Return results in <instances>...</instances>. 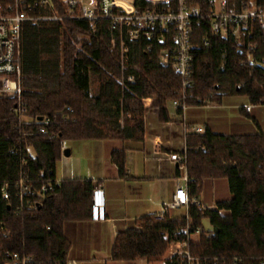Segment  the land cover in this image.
Masks as SVG:
<instances>
[{"label": "trees", "instance_id": "16d2710c", "mask_svg": "<svg viewBox=\"0 0 264 264\" xmlns=\"http://www.w3.org/2000/svg\"><path fill=\"white\" fill-rule=\"evenodd\" d=\"M196 1L208 11L204 0ZM252 1L264 9V0L229 3L248 8ZM51 3L61 19L27 22L23 28L22 97L27 103V120L48 114L57 116L54 123L47 133H40L37 124L21 123L14 113L17 97H0V187L9 184L12 193L22 171L35 186L56 179L63 140L125 138L130 134L141 142L146 132L144 100L158 99L160 117L168 121L169 107L180 98L182 79L161 62L162 47L155 41L131 43L132 59L123 71L108 22L70 19L60 0ZM251 31L249 41L257 45L255 64L236 52L231 35H214L208 19L194 30L200 47L195 51L194 87L186 100L189 106H203L205 101L235 94L247 96L252 104L264 103V34L258 23ZM204 37L210 41L207 46L202 44ZM129 75L134 76L132 81L127 80ZM186 142L190 196L200 199L202 182L211 178H227L232 195L205 211L190 205L192 230L202 229L199 241L190 246L192 254L201 264H235L236 259L239 264H261L264 133L225 135L207 129L204 134H188ZM112 157L125 176L126 150H116ZM95 186L88 179L65 180L57 194L37 209L24 206L19 210L16 201L5 200L0 191V224L8 232L5 236L0 231V264H9L7 253L32 256L35 264H66L69 243L65 224L94 217ZM206 218L213 227L211 232L203 227ZM187 223L185 214L144 215L135 226L117 234L112 259L162 262L173 239L185 238L181 231Z\"/></svg>", "mask_w": 264, "mask_h": 264}, {"label": "built area", "instance_id": "2783aa9c", "mask_svg": "<svg viewBox=\"0 0 264 264\" xmlns=\"http://www.w3.org/2000/svg\"><path fill=\"white\" fill-rule=\"evenodd\" d=\"M67 8V18L86 19L92 22L104 20L109 23L112 33V46L120 58L122 70L125 71L132 59L131 43L141 39L155 41L162 47L161 62L170 66L182 79L180 98L173 101V106L182 111L185 116L189 105L186 100L193 92L194 87V62L195 51L200 44L194 40V30L208 19L214 35L234 39L233 48L236 52L245 55L250 64L258 63L254 51L257 45L250 40L251 26L260 24L264 34V9L252 1L248 8H239L231 5L229 0H204V5L196 0H60ZM51 11V13H50ZM51 0H0V97H17V104L13 108L20 122L35 123L40 133H47L48 126L54 123L57 116L44 115L34 121L26 119L27 103L22 97V40L23 28L27 22L36 23L41 20H57ZM248 40V43H246ZM209 39H202L203 46L209 44ZM147 47L150 49L151 44ZM134 79L129 75L128 81ZM124 82V81H123ZM209 101H205L206 105ZM248 110L251 106H248ZM67 111L72 112L71 107ZM123 124V120H121ZM185 135L190 133L204 134L205 129L198 125H184ZM186 141V140H185ZM62 154L67 149V141L61 142ZM187 142L183 152H170L173 160L182 172L181 179L185 186L176 188L171 206L185 209L187 226L182 229L184 239L175 237L171 242L162 264H201L195 257L190 246L199 241L202 229L192 230L190 205H195L199 210L205 211L209 207L200 199L191 197L189 184L192 179L188 176L187 168ZM25 162V160H24ZM61 181L42 183L35 186L26 172H21L19 179L13 184L11 192L9 184L0 187L3 198L12 203L14 199L18 210L21 207L37 209L42 203L57 194ZM103 187L96 185L93 192L95 215L104 207L102 202ZM164 212L158 218L164 217ZM0 231L5 236L8 234L4 224H0ZM10 257L9 264H35L32 256L22 257L18 253H7ZM239 259L235 264H239ZM66 264H77L68 260ZM264 264V260L261 262Z\"/></svg>", "mask_w": 264, "mask_h": 264}, {"label": "crops", "instance_id": "0c3cea01", "mask_svg": "<svg viewBox=\"0 0 264 264\" xmlns=\"http://www.w3.org/2000/svg\"><path fill=\"white\" fill-rule=\"evenodd\" d=\"M93 81L95 87L97 81ZM144 106L146 132L141 142L130 134L125 138L67 141L70 154H62L55 170L56 179L61 182L88 179L104 190L101 198L104 207L97 215L94 211L90 220L65 224L68 260L77 264H149L145 258L115 261L112 248L117 234L135 226L142 216L167 211L177 215L183 210L171 206L176 188L185 186V182L181 179V170L169 155L184 151L185 124L202 126L205 132L210 129L216 134L264 133V103L252 104L241 94L225 96L203 106H189L185 116L171 105L168 121L160 117L158 99L146 98ZM248 106H251L250 110ZM123 149L127 160L125 176L121 175L112 157L114 151ZM231 197L227 178L202 182L200 200L209 208H216L218 202ZM212 230L213 227L209 231Z\"/></svg>", "mask_w": 264, "mask_h": 264}, {"label": "rangeland", "instance_id": "374dc122", "mask_svg": "<svg viewBox=\"0 0 264 264\" xmlns=\"http://www.w3.org/2000/svg\"><path fill=\"white\" fill-rule=\"evenodd\" d=\"M50 13H51V11H50ZM185 213V209H183L180 213H178L177 215H181V214H184ZM203 222V221H202ZM203 227L205 228V230L206 231H208V232H211V231H209L211 228H212V225H211V223H210V220H208L207 218L204 220V222H203ZM167 254V253H166ZM151 264H162L161 262H158V261H156V262H152Z\"/></svg>", "mask_w": 264, "mask_h": 264}, {"label": "water", "instance_id": "95a60500", "mask_svg": "<svg viewBox=\"0 0 264 264\" xmlns=\"http://www.w3.org/2000/svg\"><path fill=\"white\" fill-rule=\"evenodd\" d=\"M69 154H70L69 150L66 149V150L64 151V155H65V156H69Z\"/></svg>", "mask_w": 264, "mask_h": 264}]
</instances>
